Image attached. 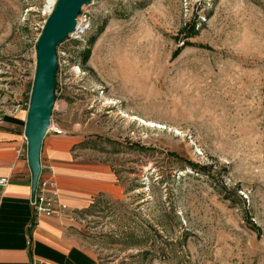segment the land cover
Returning <instances> with one entry per match:
<instances>
[{
    "label": "rangeland",
    "instance_id": "1",
    "mask_svg": "<svg viewBox=\"0 0 264 264\" xmlns=\"http://www.w3.org/2000/svg\"><path fill=\"white\" fill-rule=\"evenodd\" d=\"M43 9L0 0V119L26 112ZM82 16L56 46L50 126L112 176L75 216L94 264H264V0Z\"/></svg>",
    "mask_w": 264,
    "mask_h": 264
},
{
    "label": "crops",
    "instance_id": "2",
    "mask_svg": "<svg viewBox=\"0 0 264 264\" xmlns=\"http://www.w3.org/2000/svg\"><path fill=\"white\" fill-rule=\"evenodd\" d=\"M25 112L17 110L0 119V178L8 182L0 188V264H94L93 257L75 234L76 222L36 216L29 206L30 172L25 159L23 137ZM44 135L40 152V172L47 175L60 194L70 215L77 216L90 207L98 194L112 195L111 174L92 169L85 154L72 152L82 140L53 131Z\"/></svg>",
    "mask_w": 264,
    "mask_h": 264
},
{
    "label": "water",
    "instance_id": "3",
    "mask_svg": "<svg viewBox=\"0 0 264 264\" xmlns=\"http://www.w3.org/2000/svg\"><path fill=\"white\" fill-rule=\"evenodd\" d=\"M92 1L55 0L35 42L34 72L23 126L25 159L30 172V195L34 192L39 176L41 142L50 126L54 105L56 46L78 31L76 18L82 7Z\"/></svg>",
    "mask_w": 264,
    "mask_h": 264
},
{
    "label": "built area",
    "instance_id": "4",
    "mask_svg": "<svg viewBox=\"0 0 264 264\" xmlns=\"http://www.w3.org/2000/svg\"><path fill=\"white\" fill-rule=\"evenodd\" d=\"M80 12L76 18V24L83 23L79 18ZM50 129V126L48 130ZM47 130V131H48ZM55 134H60V131L55 130ZM7 178H0V188H3L7 184ZM29 206L36 216L54 217L58 219H64L66 221L76 222V218L70 215L68 209L64 203L60 200V194L56 190L54 184L51 182L47 175L39 172V176L36 181L35 189L32 195L29 196ZM29 264H49L43 261H30Z\"/></svg>",
    "mask_w": 264,
    "mask_h": 264
},
{
    "label": "bare ground",
    "instance_id": "5",
    "mask_svg": "<svg viewBox=\"0 0 264 264\" xmlns=\"http://www.w3.org/2000/svg\"><path fill=\"white\" fill-rule=\"evenodd\" d=\"M55 0H44V14H48L50 9L52 8ZM79 25V23L77 24Z\"/></svg>",
    "mask_w": 264,
    "mask_h": 264
},
{
    "label": "trees",
    "instance_id": "6",
    "mask_svg": "<svg viewBox=\"0 0 264 264\" xmlns=\"http://www.w3.org/2000/svg\"><path fill=\"white\" fill-rule=\"evenodd\" d=\"M55 74H56V71H55ZM54 89H55V86H54Z\"/></svg>",
    "mask_w": 264,
    "mask_h": 264
}]
</instances>
